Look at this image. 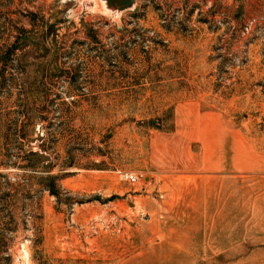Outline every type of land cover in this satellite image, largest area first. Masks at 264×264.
I'll list each match as a JSON object with an SVG mask.
<instances>
[{"label":"rangeland","instance_id":"obj_1","mask_svg":"<svg viewBox=\"0 0 264 264\" xmlns=\"http://www.w3.org/2000/svg\"><path fill=\"white\" fill-rule=\"evenodd\" d=\"M88 1L0 0V264H264V0Z\"/></svg>","mask_w":264,"mask_h":264},{"label":"crops","instance_id":"obj_2","mask_svg":"<svg viewBox=\"0 0 264 264\" xmlns=\"http://www.w3.org/2000/svg\"><path fill=\"white\" fill-rule=\"evenodd\" d=\"M226 142L225 139H218L217 141H210L207 142L204 147L208 149V156L203 159L202 162V168L207 171L208 173H220L226 170V163L227 159L226 156L223 155V152L221 154V149L226 148ZM237 152H236V163L235 167L237 169H243V164L244 163L242 160V154H241V149H242V143L241 141H238L237 143ZM218 149V152L216 151ZM217 153V154H216Z\"/></svg>","mask_w":264,"mask_h":264},{"label":"water","instance_id":"obj_3","mask_svg":"<svg viewBox=\"0 0 264 264\" xmlns=\"http://www.w3.org/2000/svg\"><path fill=\"white\" fill-rule=\"evenodd\" d=\"M100 2L102 4L100 11L113 18L120 16L126 10L134 8L137 0H100Z\"/></svg>","mask_w":264,"mask_h":264},{"label":"trees","instance_id":"obj_4","mask_svg":"<svg viewBox=\"0 0 264 264\" xmlns=\"http://www.w3.org/2000/svg\"><path fill=\"white\" fill-rule=\"evenodd\" d=\"M58 175H53V174H48L47 177H45L44 179L46 180V182L48 183L47 188L48 190L54 194V195H57L58 194V191H57V185H56V180L58 179ZM10 255L7 256V259H8V263L6 264H10L11 262V259H10Z\"/></svg>","mask_w":264,"mask_h":264},{"label":"built area","instance_id":"obj_5","mask_svg":"<svg viewBox=\"0 0 264 264\" xmlns=\"http://www.w3.org/2000/svg\"><path fill=\"white\" fill-rule=\"evenodd\" d=\"M120 177L121 179L126 180L132 184H135L139 181V176L136 173L130 171L120 172Z\"/></svg>","mask_w":264,"mask_h":264},{"label":"bare ground","instance_id":"obj_6","mask_svg":"<svg viewBox=\"0 0 264 264\" xmlns=\"http://www.w3.org/2000/svg\"><path fill=\"white\" fill-rule=\"evenodd\" d=\"M87 1H88V0H87ZM91 1H92V2L94 1V2H95V3H94V6H93L95 9H96V7H97L99 10L102 9V8H101V7H102V4H101L100 0H91ZM88 2H89V1H88ZM94 8H93V9H94ZM95 9H94V10H95ZM26 254H27V253H26Z\"/></svg>","mask_w":264,"mask_h":264}]
</instances>
